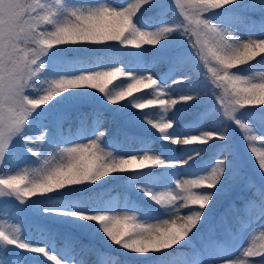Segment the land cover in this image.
I'll return each instance as SVG.
<instances>
[{"label":"snow or ice","instance_id":"6c2138e0","mask_svg":"<svg viewBox=\"0 0 264 264\" xmlns=\"http://www.w3.org/2000/svg\"><path fill=\"white\" fill-rule=\"evenodd\" d=\"M0 264H264V0H0Z\"/></svg>","mask_w":264,"mask_h":264},{"label":"trees","instance_id":"16d2710c","mask_svg":"<svg viewBox=\"0 0 264 264\" xmlns=\"http://www.w3.org/2000/svg\"><path fill=\"white\" fill-rule=\"evenodd\" d=\"M155 115H157L158 116V113H156ZM257 146H259V145H257ZM111 150V149H110Z\"/></svg>","mask_w":264,"mask_h":264},{"label":"rangeland","instance_id":"374dc122","mask_svg":"<svg viewBox=\"0 0 264 264\" xmlns=\"http://www.w3.org/2000/svg\"><path fill=\"white\" fill-rule=\"evenodd\" d=\"M110 150V149H109ZM121 210H123V209H121Z\"/></svg>","mask_w":264,"mask_h":264}]
</instances>
